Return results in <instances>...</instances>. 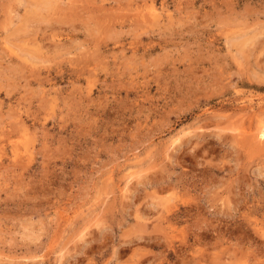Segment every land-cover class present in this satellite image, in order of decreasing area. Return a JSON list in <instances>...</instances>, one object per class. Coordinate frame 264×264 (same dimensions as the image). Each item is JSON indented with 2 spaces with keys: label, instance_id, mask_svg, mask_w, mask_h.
<instances>
[{
  "label": "rangeland",
  "instance_id": "rangeland-1",
  "mask_svg": "<svg viewBox=\"0 0 264 264\" xmlns=\"http://www.w3.org/2000/svg\"><path fill=\"white\" fill-rule=\"evenodd\" d=\"M259 129L264 0H0V264H264Z\"/></svg>",
  "mask_w": 264,
  "mask_h": 264
},
{
  "label": "bare ground",
  "instance_id": "bare-ground-1",
  "mask_svg": "<svg viewBox=\"0 0 264 264\" xmlns=\"http://www.w3.org/2000/svg\"><path fill=\"white\" fill-rule=\"evenodd\" d=\"M151 13H152V12H151ZM259 130H260V129H259ZM260 131H261V132H258V133H261V134L264 133V130H260ZM261 134H260V135H261Z\"/></svg>",
  "mask_w": 264,
  "mask_h": 264
}]
</instances>
